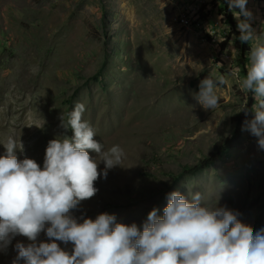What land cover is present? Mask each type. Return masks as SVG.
I'll list each match as a JSON object with an SVG mask.
<instances>
[{"label":"rangeland","instance_id":"obj_1","mask_svg":"<svg viewBox=\"0 0 264 264\" xmlns=\"http://www.w3.org/2000/svg\"><path fill=\"white\" fill-rule=\"evenodd\" d=\"M225 5L228 0H0V155L13 136L18 159L42 168L48 142L72 135L60 116L67 123L80 103L103 150L119 145L125 155L74 216L107 212L141 225L154 207L163 215L168 193L188 198L200 191L210 208L252 203L238 219L254 232L264 228V150L241 130L252 119L247 104L257 103L241 87L251 56L244 72ZM246 8L258 36L253 47L264 43V0H248ZM204 78L215 82L213 109L194 98ZM227 138L223 153L212 156ZM208 157V167L195 169ZM17 241L29 243L15 237L0 248V264H12ZM40 241L51 242L43 232ZM56 242L71 252V243Z\"/></svg>","mask_w":264,"mask_h":264},{"label":"clouds","instance_id":"obj_2","mask_svg":"<svg viewBox=\"0 0 264 264\" xmlns=\"http://www.w3.org/2000/svg\"><path fill=\"white\" fill-rule=\"evenodd\" d=\"M247 2L228 0L230 10L239 9L235 18L243 43L258 40ZM250 56L251 66L241 87L253 93L257 103L251 110L253 118L245 119L241 130L256 137L258 148L264 150V43L257 42ZM232 71L235 75L239 68ZM214 87L212 79L204 78L195 94L206 110L218 105ZM84 110L77 103L67 123L60 116V126L72 135L48 142L42 168L34 159H18L20 148L13 136L3 144L0 248L6 249L17 236L29 241L15 243L12 264H264V228L254 232L238 219V211L226 205L208 207L200 191H189L188 198L178 190L168 193L163 215L154 207L141 225L117 222L116 215L107 212L95 219L74 216L81 202L98 192L95 182L121 166L125 155L119 145L103 150L93 128L82 120ZM242 111L248 115L247 108ZM20 145L23 150L21 141ZM89 150L97 154L95 158ZM42 232L51 242H38ZM56 241L71 243V252Z\"/></svg>","mask_w":264,"mask_h":264},{"label":"trees","instance_id":"obj_3","mask_svg":"<svg viewBox=\"0 0 264 264\" xmlns=\"http://www.w3.org/2000/svg\"><path fill=\"white\" fill-rule=\"evenodd\" d=\"M203 11H206V13H207L206 9H203ZM221 12H225L224 16L228 19V23L232 26L233 32L237 35L236 47L240 50L239 61L241 62L243 69H244V72H245V67H247L248 62L250 61L249 54H250V49L252 48V46L250 44V41L248 43H243L239 40L240 32H239V30L236 29L237 23L235 21L233 11L229 9L228 5H225L224 8L221 10ZM205 18H206V16H203V19H205ZM229 38H230L229 35L226 36V40L220 44L222 50L226 49V47L228 45V39ZM253 103H254V99L251 98L250 103L247 104L250 112H251V110H253ZM253 116H254V113L251 112V118H253ZM231 140H232L231 138H227L225 142L217 144L216 151L212 154V156H214L216 154L221 155L223 153V151L226 149L227 144H229V142H231ZM211 160H212V157L206 158V160L203 161V163H201L197 167H195V169H199L202 166L208 167L210 165ZM253 206L254 205L251 203L249 206H242V207H238V208L233 207L232 209L236 210L238 212H247V211L251 210ZM257 224H258V221L256 222V226H257Z\"/></svg>","mask_w":264,"mask_h":264},{"label":"crops","instance_id":"obj_4","mask_svg":"<svg viewBox=\"0 0 264 264\" xmlns=\"http://www.w3.org/2000/svg\"><path fill=\"white\" fill-rule=\"evenodd\" d=\"M239 10V9H238ZM232 11H234V9H232ZM234 14V13H233ZM235 15V14H234Z\"/></svg>","mask_w":264,"mask_h":264}]
</instances>
